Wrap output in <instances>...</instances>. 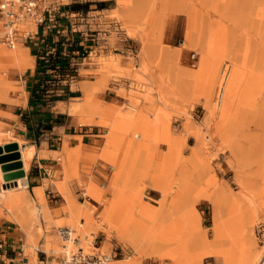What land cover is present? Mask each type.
<instances>
[{
  "label": "rangeland",
  "instance_id": "374dc122",
  "mask_svg": "<svg viewBox=\"0 0 264 264\" xmlns=\"http://www.w3.org/2000/svg\"><path fill=\"white\" fill-rule=\"evenodd\" d=\"M103 1L111 7L101 10ZM77 3L90 4L87 14L62 24L66 38L78 33L82 43L70 82L78 96L62 108L99 128V141L55 144L43 155L51 172L41 174L38 195L14 182L27 177L33 157L27 169L17 161L16 179L0 166V227H10L27 264H57L64 252L93 245L125 250L110 264H264V195L250 187L253 201H242L240 178L223 174L229 160H216L215 128L237 68L257 75L254 93L264 99V0H62L65 10ZM28 46L0 42L1 149L29 145L20 113L37 58ZM217 223L224 239L238 242L234 251L223 247L233 254L227 262L207 254ZM62 226L79 239L66 250L56 233Z\"/></svg>",
  "mask_w": 264,
  "mask_h": 264
},
{
  "label": "bare ground",
  "instance_id": "6f19581e",
  "mask_svg": "<svg viewBox=\"0 0 264 264\" xmlns=\"http://www.w3.org/2000/svg\"><path fill=\"white\" fill-rule=\"evenodd\" d=\"M17 53L16 55H20V53ZM256 77L257 75L255 76L251 72L242 71L240 68L235 70L231 77L230 85L223 91L224 105L220 110L219 119L215 127L220 140L219 145L221 146L216 154V160L218 162H221L224 158L229 160V170L223 172V174L229 175L232 173L235 179L240 178L239 184H241L243 194L242 201L245 203L249 201V197L251 198L250 193L247 191L250 187L255 190L260 189L261 196L264 195V99L260 100L254 93ZM9 88L11 90V87L6 83L2 85V89L5 91H8ZM18 144L19 150L2 149L0 151V158L15 152H18L21 157V159L19 158L20 160L13 158L3 159L0 162V166L4 174H11L23 170L21 167L14 166L17 161H22L24 169L28 168L34 154V148L30 145L24 146L19 142ZM208 148V143L204 137L205 176L211 172V164L208 161ZM249 174L253 177L256 176L257 179L261 180V183L259 184L255 180V182L249 181ZM209 181L210 179L208 178L207 183ZM14 182L16 183L15 186H26L24 179H17ZM22 198V195H16L12 199L13 201H20ZM251 200L253 201L252 198ZM230 201H232V204L237 203L234 198ZM246 207V212H252V207L249 205H246ZM215 234V240L211 244H206L207 248L211 247V250H208L207 254L220 256L227 262L232 258L233 254L230 255L231 253L229 254L228 250L223 247L227 243L232 245V249L237 247V239L232 237L224 239L220 233L219 223L215 225ZM230 251H234V249ZM113 264H132V262L128 260L115 261Z\"/></svg>",
  "mask_w": 264,
  "mask_h": 264
},
{
  "label": "built area",
  "instance_id": "2783aa9c",
  "mask_svg": "<svg viewBox=\"0 0 264 264\" xmlns=\"http://www.w3.org/2000/svg\"><path fill=\"white\" fill-rule=\"evenodd\" d=\"M87 14V13H86ZM83 12H71L63 9L62 0H0V42L8 48H15L18 44H34L35 47L44 46V37L40 36V31L45 34L54 33L63 35L68 31V27L62 24L64 19L72 16H82ZM72 31V30H71ZM69 38L65 41L68 42ZM82 45V43H80ZM66 49V44H63ZM56 45L48 46V53H54ZM79 52H73L78 55ZM45 65L48 61L44 56L40 57ZM56 69H46V73H54ZM73 80V79H72ZM71 80V81H72ZM49 168L45 173H50ZM50 194V192H48ZM82 198H88L85 190L81 191ZM76 230L69 226L57 228V237L62 242L63 249H67L70 242L79 241L75 237ZM94 246L92 252H86L82 247L76 251L64 252L60 255L57 264H110L118 257L125 256V250H115L105 252L100 247ZM27 258L22 249H18L16 244H12L3 236L0 237V264H26Z\"/></svg>",
  "mask_w": 264,
  "mask_h": 264
},
{
  "label": "crops",
  "instance_id": "0c3cea01",
  "mask_svg": "<svg viewBox=\"0 0 264 264\" xmlns=\"http://www.w3.org/2000/svg\"><path fill=\"white\" fill-rule=\"evenodd\" d=\"M103 2H107V5L101 10H107L111 7L108 1ZM33 47L34 49L39 48L35 47L34 44H29L28 46L30 50H32ZM35 58H37L36 53ZM36 62L37 60L35 59V67L30 71L29 78L26 82L28 96L23 106L24 110H22L20 116L25 114V119H23L25 126V141L34 148L33 165L27 177L23 179L24 181L27 179L26 186L27 182L28 186L32 184V189H35V193L38 195L41 193L42 189V187L39 186L42 180L41 174H46L45 172L51 168L47 161L48 158L43 155H48L55 151L52 149L55 144L60 146V148L64 146L65 142L70 146H77L80 143L93 144L95 141H99L100 129L96 126H82L66 116L67 111L63 110L62 105L69 104V100L73 97L50 103H38L36 106L31 104V90L35 85L37 70ZM70 90L72 91L71 88ZM62 93V90L57 92V94ZM45 213L48 215L49 211L46 210ZM9 228V226L6 228L0 227V237L3 236L7 238L9 242L15 244L16 241L12 236L13 232L9 231Z\"/></svg>",
  "mask_w": 264,
  "mask_h": 264
},
{
  "label": "trees",
  "instance_id": "16d2710c",
  "mask_svg": "<svg viewBox=\"0 0 264 264\" xmlns=\"http://www.w3.org/2000/svg\"><path fill=\"white\" fill-rule=\"evenodd\" d=\"M107 2H100L98 4L100 9L105 8ZM90 4L79 5L78 3L69 6L68 10L71 12H83L87 13ZM40 36L44 37V46L35 48L34 51L37 55V70L35 76V85L31 90V104L36 106L38 103H50L57 100L68 99L69 97L78 96L77 93L70 90V82L78 75V67L75 59L78 56H82L83 48L80 45L81 39L78 37V33L73 34L72 38H67L64 35H55L54 33L45 34L40 31ZM56 45L54 53H48V46L51 44ZM63 44H66V49ZM78 51V55H73V52ZM44 56L45 62L40 58ZM46 69H56L54 73H46ZM65 82V84H63ZM62 90V94H57ZM22 118L25 119V114H22Z\"/></svg>",
  "mask_w": 264,
  "mask_h": 264
},
{
  "label": "water",
  "instance_id": "95a60500",
  "mask_svg": "<svg viewBox=\"0 0 264 264\" xmlns=\"http://www.w3.org/2000/svg\"><path fill=\"white\" fill-rule=\"evenodd\" d=\"M16 148H17V144L16 143H13V144H10V145H7L4 149H6V150H10V149H13V150H16ZM2 149L0 148V151H1ZM19 156V154H18V152H15V153H12V154H8V155H5V156H3V157H1L0 158V162L3 160V159H9V158H16V157H18ZM17 165H19V163L17 164H14V166H16L17 167ZM6 168V167H5ZM4 169V168H3ZM20 174H22L21 173V171H20V173L19 172H14V173H11V174H7L6 175V179H9V178H14V179H16V178H19V175Z\"/></svg>",
  "mask_w": 264,
  "mask_h": 264
}]
</instances>
